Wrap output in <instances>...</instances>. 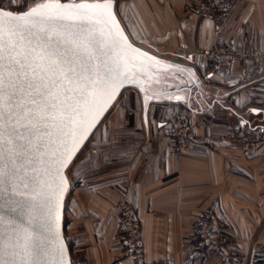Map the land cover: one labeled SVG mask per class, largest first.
Wrapping results in <instances>:
<instances>
[{
    "label": "crops",
    "instance_id": "crops-1",
    "mask_svg": "<svg viewBox=\"0 0 264 264\" xmlns=\"http://www.w3.org/2000/svg\"><path fill=\"white\" fill-rule=\"evenodd\" d=\"M197 1L114 0L136 45L193 71L175 74L178 83L169 87L182 99L173 105L150 103L146 120L140 93L133 88L138 101L120 102L86 140L85 154L71 174L65 210L63 235L72 264H131L115 220L120 199L140 220L147 261L264 264V57L234 59L223 74L197 64L204 62L199 48L215 37L228 45L263 49L264 0H239L217 36L211 19L191 10ZM202 75L211 84L203 83ZM172 107L184 109L202 135L180 153L170 152L166 135ZM235 124L256 129L259 143L244 148L222 141L220 133ZM209 207L225 221L235 259L215 254L203 259L200 249L185 247L195 214Z\"/></svg>",
    "mask_w": 264,
    "mask_h": 264
},
{
    "label": "snow or ice",
    "instance_id": "snow-or-ice-1",
    "mask_svg": "<svg viewBox=\"0 0 264 264\" xmlns=\"http://www.w3.org/2000/svg\"><path fill=\"white\" fill-rule=\"evenodd\" d=\"M8 4L22 9L0 5V264H68L65 170L126 83L145 90L136 61H160L128 42L114 0Z\"/></svg>",
    "mask_w": 264,
    "mask_h": 264
},
{
    "label": "built area",
    "instance_id": "built-area-1",
    "mask_svg": "<svg viewBox=\"0 0 264 264\" xmlns=\"http://www.w3.org/2000/svg\"><path fill=\"white\" fill-rule=\"evenodd\" d=\"M239 0H200L191 6V10L197 15L211 19L215 36L229 20ZM200 56L208 62L212 69L223 73L228 69L234 59H246L256 62L264 57L263 49H252L247 43L240 45H228L216 37L211 43L199 48ZM203 83L208 77H200ZM229 102V99H227ZM171 105L172 102H167ZM170 138L169 150L171 153H180L188 150L194 143L202 139V135L190 121L177 120L166 130ZM222 141L239 144L244 148H252L259 143V133L251 127H243L240 124L228 126L219 135ZM115 220L122 229L123 252L129 257L131 264H168L166 260L158 259L147 261L144 257L141 239L139 236L140 220L131 204L123 199L115 205ZM225 221L218 217L212 207L204 208L195 214L190 233L186 237L185 247L189 250L200 249V255L207 259L211 255H224L235 259L237 253L229 248L230 237L225 230Z\"/></svg>",
    "mask_w": 264,
    "mask_h": 264
},
{
    "label": "water",
    "instance_id": "water-1",
    "mask_svg": "<svg viewBox=\"0 0 264 264\" xmlns=\"http://www.w3.org/2000/svg\"><path fill=\"white\" fill-rule=\"evenodd\" d=\"M9 10V9H6ZM113 12L116 16V20L119 23L120 29H123L124 36L127 37L128 42L133 45V47L139 49L142 52L148 53L149 56L155 57L156 60L160 61V64H156L151 61H147L146 59H138L136 61L137 69L135 71V78L140 82V85L143 86L145 89L144 91L140 90V86L136 84H132L131 82H127L125 87H134L136 88L141 97V104H142V117L144 120L147 119V111L149 104L152 102H158V101H168V102H175L177 101L176 97L178 96V92H176L174 89H170L171 84L178 83V79L176 78L175 74H183L188 73L191 75V71H193L192 66L184 65L177 63L175 61L166 59L165 57H161L141 46L136 45L128 36L127 32L125 31L122 23L120 22L116 12L115 8L113 7ZM115 31V30H113ZM170 66V67H168ZM178 69H180L178 71ZM151 77V79H149ZM192 80L195 81V79L192 77ZM158 81V82H157ZM196 83V82H195ZM124 88H122L120 91H122ZM150 96L152 97L151 100H149L147 103H145V97ZM168 97H171L169 99ZM107 112L104 113V115ZM94 131V129H93ZM86 141H84L85 143ZM83 143V144H84ZM66 174V170H65ZM64 200V199H63ZM60 234L63 239V244L65 248V257L68 262V264H71L70 262V256H69V250L68 246L66 244V241L64 239L63 235V203L61 206L60 211ZM55 255V253H54ZM58 259V257H56Z\"/></svg>",
    "mask_w": 264,
    "mask_h": 264
},
{
    "label": "rangeland",
    "instance_id": "rangeland-1",
    "mask_svg": "<svg viewBox=\"0 0 264 264\" xmlns=\"http://www.w3.org/2000/svg\"><path fill=\"white\" fill-rule=\"evenodd\" d=\"M8 5V7H7V9H9V10H18V9H20V8H22V6L21 5H16V4H8V0H0V5ZM199 56H200V54H199ZM200 59L202 60V61H204V59L200 56ZM183 63V62H182ZM183 64H185L186 65V63H183ZM197 64H199V65H202V64H204V66H205V68L206 69H208L209 71H212V72H214V73H217V74H223V73H225V72H223V73H218V72H216V71H214L213 69H212V66L208 63V62H203V63H197ZM203 76V75H202ZM201 76V77H202ZM205 84H211L210 83V81L208 80ZM134 87H126V88H124L122 91H124V92H122L121 93V95L120 96H118L116 99H117V102L116 103H114L113 104V106L108 110V112L104 115V118H102V122L101 123H103V122H105V120H106V118H108L109 116H110V114H111V112L112 111H114L117 107H118V105H119V103L121 102V103H123V101H126V102H134V101H138V99H137V96L133 93V89ZM165 104H167V102H165ZM171 105H173V103L171 104ZM173 111V112H172ZM172 111H171V113H170V116H171V119H172V123H174L175 121H177V120H181V119H184V120H186V121H190V118L188 117V115H187V113H186V111L184 110V109H182V108H180V107H178V108H173L172 107ZM101 123L100 124H98L97 126H96V128L95 129H97L100 125H101ZM194 126V125H193ZM229 126H231V125H229ZM228 127V126H227ZM225 130V129H224ZM95 132V131H94ZM93 132V133H94ZM85 151H86V143H84L83 145H82V147H81V149H80V151L76 154V156L73 158V161H72V163L69 165V167H68V169H66V175H67V177H68V180H69V188H70V186L72 185V180H71V174H72V172H73V170L75 169V167H76V165L80 162V159L84 156V154H85ZM71 180V181H70ZM68 196H69V191L65 194V196H64V203H63V232H64V235H66L65 233H66V223H65V218H66V215H65V210H66V205H67V200H68ZM70 256V255H69ZM71 262V261H70ZM72 264V263H71Z\"/></svg>",
    "mask_w": 264,
    "mask_h": 264
},
{
    "label": "trees",
    "instance_id": "trees-1",
    "mask_svg": "<svg viewBox=\"0 0 264 264\" xmlns=\"http://www.w3.org/2000/svg\"><path fill=\"white\" fill-rule=\"evenodd\" d=\"M22 8L18 9V10H21ZM69 248V247H68Z\"/></svg>",
    "mask_w": 264,
    "mask_h": 264
}]
</instances>
